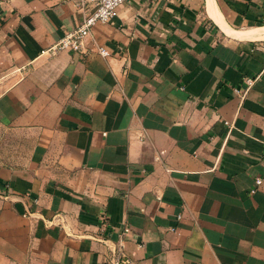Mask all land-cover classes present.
Listing matches in <instances>:
<instances>
[{
    "label": "crops",
    "instance_id": "obj_1",
    "mask_svg": "<svg viewBox=\"0 0 264 264\" xmlns=\"http://www.w3.org/2000/svg\"><path fill=\"white\" fill-rule=\"evenodd\" d=\"M75 3L0 0V264H264V0Z\"/></svg>",
    "mask_w": 264,
    "mask_h": 264
},
{
    "label": "built area",
    "instance_id": "obj_2",
    "mask_svg": "<svg viewBox=\"0 0 264 264\" xmlns=\"http://www.w3.org/2000/svg\"><path fill=\"white\" fill-rule=\"evenodd\" d=\"M131 0H76V6L79 11L86 13V8L90 6L92 11L86 13L83 19V22L80 27L68 31L64 37L55 44L50 50L51 55H56L63 51H69L74 53H79L84 56L89 55L90 53H98L104 58L110 56V51L100 44H93V47L87 46L86 40L91 37L92 29L98 24H107L113 20L119 12V9L124 4L130 2ZM246 90H236L235 92L242 96L250 90L254 85L255 79L247 78L245 80ZM226 125L229 128H232V124L226 122ZM261 161L264 164V143H263V152L261 155ZM257 186L262 185L263 181L261 179L257 180ZM128 230H125L126 234ZM122 245V244H121ZM105 264H133L131 259L122 250V246L119 250H116L113 256Z\"/></svg>",
    "mask_w": 264,
    "mask_h": 264
}]
</instances>
